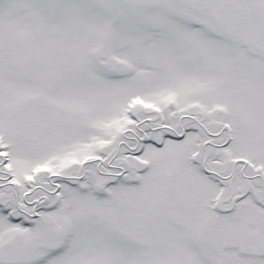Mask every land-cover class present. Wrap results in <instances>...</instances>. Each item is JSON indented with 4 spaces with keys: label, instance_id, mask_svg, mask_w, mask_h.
Returning a JSON list of instances; mask_svg holds the SVG:
<instances>
[{
    "label": "snow or ice",
    "instance_id": "snow-or-ice-1",
    "mask_svg": "<svg viewBox=\"0 0 264 264\" xmlns=\"http://www.w3.org/2000/svg\"><path fill=\"white\" fill-rule=\"evenodd\" d=\"M0 264H264V0H0Z\"/></svg>",
    "mask_w": 264,
    "mask_h": 264
}]
</instances>
